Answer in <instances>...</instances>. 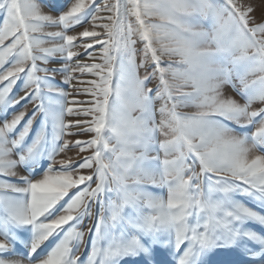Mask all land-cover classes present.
<instances>
[{
  "label": "snow or ice",
  "instance_id": "1",
  "mask_svg": "<svg viewBox=\"0 0 264 264\" xmlns=\"http://www.w3.org/2000/svg\"><path fill=\"white\" fill-rule=\"evenodd\" d=\"M256 11L0 0V264H264Z\"/></svg>",
  "mask_w": 264,
  "mask_h": 264
},
{
  "label": "rangeland",
  "instance_id": "2",
  "mask_svg": "<svg viewBox=\"0 0 264 264\" xmlns=\"http://www.w3.org/2000/svg\"><path fill=\"white\" fill-rule=\"evenodd\" d=\"M253 2L256 4V6H257V11H256V13H255V15L257 16V18L259 19V17H260V14H261V3H262V0H253ZM262 6H264V4H262ZM45 11H47V9H45ZM0 23H2V21H0ZM81 29H79V28H77L76 29V31L78 32V31H80ZM69 34H73V33H69ZM82 51V50H81ZM90 62V61H89ZM58 65L57 64H55V63H53V64H50L49 65V67H57ZM85 81H87L88 79H91V77H88V76H85L84 78H83ZM61 80H62V77L60 76V75H56L55 76V82L57 83V84H60L61 83ZM61 86L62 87H64L65 88V90L66 91H69V92H72L73 91V89L72 88H70V87H68L67 85H62L61 84ZM20 87H21V82H18V84H17V86L14 88V90H13V94L15 95V94H19V95H23V93L22 92H20L19 91V89H20ZM77 87H87V84L85 83L84 85H77ZM225 94L226 95H233V96H235V93L232 91V89L230 88V87H226L225 88ZM238 98V97H237ZM76 99L77 100H87L88 99V97L87 96H85V95H81V96H76ZM25 102H21V104L20 105H16V111H19V110H22V107H23V104H24ZM258 107H260V105L259 104H256V105H253V108H258ZM31 111H32V105H28V114L29 115H31ZM185 111H191V110H185ZM68 119H76V117H68ZM68 139H71V140H75V139H87V137L86 136H79V137H68ZM90 153H84V154H82V155H89ZM68 155L69 156H72L73 158H74V162H79V157H77L76 156V150L75 149H72L71 151H69L68 152ZM86 174V173H85ZM11 179H13V180H15L16 178H11ZM93 211L95 212V208L93 209ZM92 223H93V221H85V225L83 226L84 228H85V230H86V228L87 227H90L91 225H92ZM88 235H86L85 236V242L87 243V241H88ZM82 252H83V254L84 255H86L87 254V252H88V249H87V247H84V248H82ZM81 258H83V256L81 257Z\"/></svg>",
  "mask_w": 264,
  "mask_h": 264
},
{
  "label": "bare ground",
  "instance_id": "3",
  "mask_svg": "<svg viewBox=\"0 0 264 264\" xmlns=\"http://www.w3.org/2000/svg\"><path fill=\"white\" fill-rule=\"evenodd\" d=\"M259 1V0H258ZM262 4H264V3H261V7H262Z\"/></svg>",
  "mask_w": 264,
  "mask_h": 264
}]
</instances>
